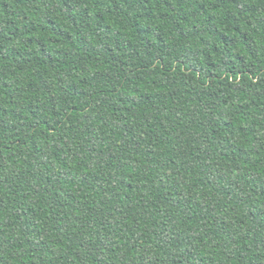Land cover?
<instances>
[{
  "label": "trees",
  "instance_id": "obj_1",
  "mask_svg": "<svg viewBox=\"0 0 264 264\" xmlns=\"http://www.w3.org/2000/svg\"><path fill=\"white\" fill-rule=\"evenodd\" d=\"M0 264H264V0H0Z\"/></svg>",
  "mask_w": 264,
  "mask_h": 264
}]
</instances>
